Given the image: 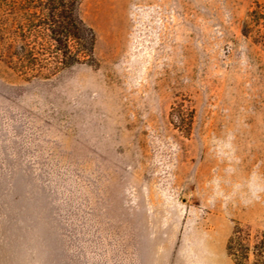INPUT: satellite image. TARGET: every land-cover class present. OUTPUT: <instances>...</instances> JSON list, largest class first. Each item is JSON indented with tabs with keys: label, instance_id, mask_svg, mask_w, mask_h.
Listing matches in <instances>:
<instances>
[{
	"label": "rangeland",
	"instance_id": "374dc122",
	"mask_svg": "<svg viewBox=\"0 0 264 264\" xmlns=\"http://www.w3.org/2000/svg\"><path fill=\"white\" fill-rule=\"evenodd\" d=\"M264 0H82L95 64L0 59V264H235L264 231Z\"/></svg>",
	"mask_w": 264,
	"mask_h": 264
},
{
	"label": "trees",
	"instance_id": "16d2710c",
	"mask_svg": "<svg viewBox=\"0 0 264 264\" xmlns=\"http://www.w3.org/2000/svg\"><path fill=\"white\" fill-rule=\"evenodd\" d=\"M82 0H0V59L21 76L56 74L95 64L96 34L81 17ZM264 46V5L257 3L243 34ZM235 264H264V231L237 225L227 244Z\"/></svg>",
	"mask_w": 264,
	"mask_h": 264
}]
</instances>
